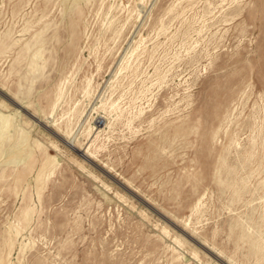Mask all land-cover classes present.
Listing matches in <instances>:
<instances>
[{
  "label": "rangeland",
  "instance_id": "374dc122",
  "mask_svg": "<svg viewBox=\"0 0 264 264\" xmlns=\"http://www.w3.org/2000/svg\"><path fill=\"white\" fill-rule=\"evenodd\" d=\"M0 264H264V0H0Z\"/></svg>",
  "mask_w": 264,
  "mask_h": 264
},
{
  "label": "bare ground",
  "instance_id": "6f19581e",
  "mask_svg": "<svg viewBox=\"0 0 264 264\" xmlns=\"http://www.w3.org/2000/svg\"><path fill=\"white\" fill-rule=\"evenodd\" d=\"M29 13V12H28ZM34 15V14H33ZM118 102V101H117ZM12 120V119H11ZM8 121V120H7ZM5 124V123H4ZM1 125H2V123H1ZM5 126V125H4ZM3 126V127H4ZM6 127V126H5ZM2 132V131H1ZM21 136V135H20ZM4 138V137H3ZM22 139V138H21ZM20 141H22V140H20ZM17 147V146H16ZM16 150H18V148L16 149ZM21 150V149H20ZM14 151V150H13ZM81 156L82 157H85V158H90V156H91V152L89 151V149L88 148H85L84 150H83V152H81ZM261 215V214H260Z\"/></svg>",
  "mask_w": 264,
  "mask_h": 264
}]
</instances>
